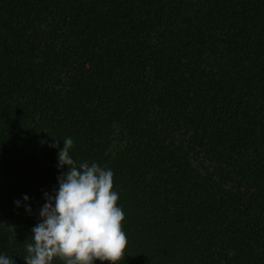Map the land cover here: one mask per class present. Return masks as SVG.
<instances>
[{
  "label": "trees",
  "instance_id": "obj_1",
  "mask_svg": "<svg viewBox=\"0 0 264 264\" xmlns=\"http://www.w3.org/2000/svg\"><path fill=\"white\" fill-rule=\"evenodd\" d=\"M67 137L77 163L114 173L119 264H264V0H0V252L15 264Z\"/></svg>",
  "mask_w": 264,
  "mask_h": 264
},
{
  "label": "clouds",
  "instance_id": "obj_2",
  "mask_svg": "<svg viewBox=\"0 0 264 264\" xmlns=\"http://www.w3.org/2000/svg\"><path fill=\"white\" fill-rule=\"evenodd\" d=\"M74 142L63 139L57 167L62 171L52 192H44L45 203L38 222L31 229L23 257L25 264H119L127 246L122 229L124 212L118 205L119 193L113 189L114 173L96 162L75 161L70 154ZM58 148L57 143L49 145ZM29 196L14 201L31 214ZM0 264H15L12 256L0 252Z\"/></svg>",
  "mask_w": 264,
  "mask_h": 264
}]
</instances>
